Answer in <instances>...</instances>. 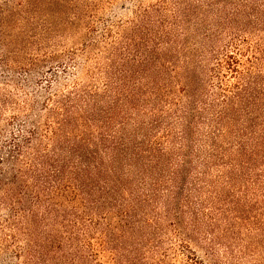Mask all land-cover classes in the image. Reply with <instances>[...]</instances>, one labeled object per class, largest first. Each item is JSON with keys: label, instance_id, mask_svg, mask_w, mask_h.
<instances>
[{"label": "trees", "instance_id": "1", "mask_svg": "<svg viewBox=\"0 0 264 264\" xmlns=\"http://www.w3.org/2000/svg\"><path fill=\"white\" fill-rule=\"evenodd\" d=\"M0 264H264V0H0Z\"/></svg>", "mask_w": 264, "mask_h": 264}]
</instances>
